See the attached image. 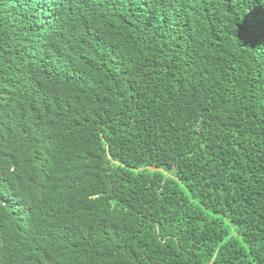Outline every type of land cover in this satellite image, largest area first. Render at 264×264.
Here are the masks:
<instances>
[{
    "label": "trees",
    "instance_id": "16d2710c",
    "mask_svg": "<svg viewBox=\"0 0 264 264\" xmlns=\"http://www.w3.org/2000/svg\"><path fill=\"white\" fill-rule=\"evenodd\" d=\"M0 264H264V0H0Z\"/></svg>",
    "mask_w": 264,
    "mask_h": 264
}]
</instances>
